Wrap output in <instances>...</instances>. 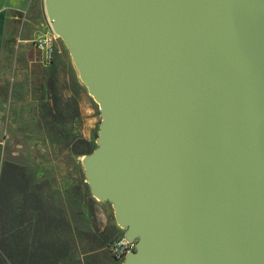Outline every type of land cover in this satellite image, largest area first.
I'll return each mask as SVG.
<instances>
[{
    "label": "water",
    "instance_id": "water-1",
    "mask_svg": "<svg viewBox=\"0 0 264 264\" xmlns=\"http://www.w3.org/2000/svg\"><path fill=\"white\" fill-rule=\"evenodd\" d=\"M44 12L99 109L82 164L135 241L121 264H264V0Z\"/></svg>",
    "mask_w": 264,
    "mask_h": 264
},
{
    "label": "rangeland",
    "instance_id": "rangeland-1",
    "mask_svg": "<svg viewBox=\"0 0 264 264\" xmlns=\"http://www.w3.org/2000/svg\"><path fill=\"white\" fill-rule=\"evenodd\" d=\"M0 264H121L123 230L85 183L99 109L51 30L44 0H0ZM51 39L53 62L37 42Z\"/></svg>",
    "mask_w": 264,
    "mask_h": 264
},
{
    "label": "built area",
    "instance_id": "built-area-1",
    "mask_svg": "<svg viewBox=\"0 0 264 264\" xmlns=\"http://www.w3.org/2000/svg\"><path fill=\"white\" fill-rule=\"evenodd\" d=\"M37 47L43 52L44 60L48 64H50L55 56V52L52 46L51 39L42 38L38 40ZM135 246V241H128L124 238V236L114 240L110 247V253L116 258L122 260L125 255L131 251H133Z\"/></svg>",
    "mask_w": 264,
    "mask_h": 264
},
{
    "label": "crops",
    "instance_id": "crops-1",
    "mask_svg": "<svg viewBox=\"0 0 264 264\" xmlns=\"http://www.w3.org/2000/svg\"><path fill=\"white\" fill-rule=\"evenodd\" d=\"M5 27H6V18L3 13H0V64L3 53V45L5 41Z\"/></svg>",
    "mask_w": 264,
    "mask_h": 264
},
{
    "label": "bare ground",
    "instance_id": "bare-ground-1",
    "mask_svg": "<svg viewBox=\"0 0 264 264\" xmlns=\"http://www.w3.org/2000/svg\"><path fill=\"white\" fill-rule=\"evenodd\" d=\"M50 25V24H49ZM50 27H51V29L53 30V28H52V26L50 25ZM54 33H55V31H53ZM56 34V33H55ZM86 157L85 156H83L82 157V160H84ZM134 249H135V246H134ZM134 249H133V251H134Z\"/></svg>",
    "mask_w": 264,
    "mask_h": 264
},
{
    "label": "trees",
    "instance_id": "trees-1",
    "mask_svg": "<svg viewBox=\"0 0 264 264\" xmlns=\"http://www.w3.org/2000/svg\"><path fill=\"white\" fill-rule=\"evenodd\" d=\"M52 62H53V61H52ZM52 62H51V63H52ZM123 233H124V232H123ZM122 236H123V234H122ZM122 236H121V237H122ZM112 256H113V255H112ZM113 257H114V256H113ZM114 258H115V257H114Z\"/></svg>",
    "mask_w": 264,
    "mask_h": 264
}]
</instances>
